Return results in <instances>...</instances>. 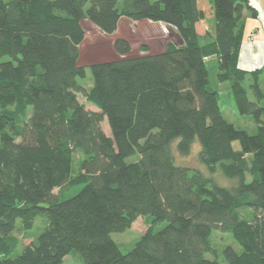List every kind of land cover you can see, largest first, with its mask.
I'll use <instances>...</instances> for the list:
<instances>
[{"label":"trees","instance_id":"trees-1","mask_svg":"<svg viewBox=\"0 0 264 264\" xmlns=\"http://www.w3.org/2000/svg\"><path fill=\"white\" fill-rule=\"evenodd\" d=\"M245 12L255 16L246 0H0V264L72 253L83 264H264V65L237 67ZM122 18L162 23L181 43L131 57L118 38L122 58L80 66L83 21L112 35ZM211 57L255 134L223 117ZM195 141L200 165L232 186L175 162ZM139 217L150 228L122 253L111 233ZM40 218L19 245L14 233ZM215 231L240 250L214 248Z\"/></svg>","mask_w":264,"mask_h":264},{"label":"rangeland","instance_id":"rangeland-1","mask_svg":"<svg viewBox=\"0 0 264 264\" xmlns=\"http://www.w3.org/2000/svg\"><path fill=\"white\" fill-rule=\"evenodd\" d=\"M212 20V18H208L205 22L206 27L210 31H212ZM82 27L84 29L85 37L80 45L78 64L85 67H88L89 65L97 62L122 58V56L115 51L113 46L114 41L118 38H122L128 43L130 52L126 56L131 57L142 56L149 53H160L165 49L166 44L169 42H173L175 44L181 43L174 30L162 23H153L149 21H132L127 18H122L118 24L116 32L112 35H105L89 21H83ZM252 41L253 40L249 42ZM143 47H145L147 51H145ZM216 63L217 62L214 57H212V59L206 60V67L209 70L210 87L218 92L219 109L223 117L225 118V120L232 123L236 128L245 130L249 135L255 134L256 126L253 119L250 116H241L238 114L229 84L227 82L220 83L217 80ZM79 82L81 88H83L84 90H88L91 86L90 73L87 71L86 79L79 80ZM77 98L78 101L82 103L87 110L97 111L94 106L86 103L85 97L82 93H77ZM233 111L237 113L238 118L233 115ZM101 127L105 134H110L106 120H103V122L101 123ZM192 147V151L188 156H180L175 152V162L179 165L200 169L206 172L198 162L197 153L200 150V145L197 141H195V145ZM75 157L76 159H78V155H76ZM206 173L221 186L230 187L234 184L232 180L224 178L219 173ZM56 191L57 190H55L54 193ZM18 223L19 221L17 222V224ZM165 224L166 222L159 223L154 227V231L160 230L165 226ZM43 225L44 221L40 218L36 220V231L34 230L29 233H23L22 231L15 232L14 235L18 238L19 245L29 244L36 236V233L42 230L40 228ZM149 228L150 225L148 221L142 217H139L126 231L120 233H111V239L115 243H117L122 253H127L133 248L134 244L138 241L141 235L144 234ZM211 244L216 249H220L225 245H230L236 251L240 250V247L232 241L231 237L221 231L213 232L211 236ZM63 264L83 263L79 253H72L66 255L63 258Z\"/></svg>","mask_w":264,"mask_h":264},{"label":"crops","instance_id":"crops-1","mask_svg":"<svg viewBox=\"0 0 264 264\" xmlns=\"http://www.w3.org/2000/svg\"><path fill=\"white\" fill-rule=\"evenodd\" d=\"M246 1L253 12H255V16H252L250 12H245L244 14V34L239 50L237 67L251 72L261 69L264 65V0ZM207 30L210 31L208 28ZM251 35L253 41L249 42L248 38ZM208 59H212V57ZM261 89L262 91L264 89V74L261 76ZM233 115L238 118L237 113L234 111Z\"/></svg>","mask_w":264,"mask_h":264},{"label":"built area","instance_id":"built-area-1","mask_svg":"<svg viewBox=\"0 0 264 264\" xmlns=\"http://www.w3.org/2000/svg\"><path fill=\"white\" fill-rule=\"evenodd\" d=\"M252 40V35L248 38V41H251Z\"/></svg>","mask_w":264,"mask_h":264}]
</instances>
